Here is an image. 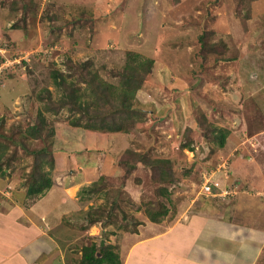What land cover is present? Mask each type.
<instances>
[{"label":"rangeland","instance_id":"374dc122","mask_svg":"<svg viewBox=\"0 0 264 264\" xmlns=\"http://www.w3.org/2000/svg\"><path fill=\"white\" fill-rule=\"evenodd\" d=\"M13 1L0 0V144L9 146L3 166L7 186L12 181L20 191L28 186L33 157L21 144L30 151L46 145L25 139L23 130L38 120L39 110L45 111L44 89L52 100L61 97L51 72H62L82 95L86 72L95 71L116 86L126 54L138 53L153 60L133 101L143 123L128 134L100 133L71 128L66 109L47 112V125L56 130L51 149L75 152L80 171L67 159L59 167L86 180L69 189L70 196L77 192V201L78 192L101 173L110 175L75 216L80 218L77 229L94 234L89 241L103 240L119 255L122 233L136 232L141 220L149 225L143 205L154 201L158 187L142 165L126 174L124 150L170 160V200H160L169 216L157 228L163 237L135 239L149 246L143 255L151 261L158 257L161 264H177L178 253V264L193 262L187 252L197 244L196 229L227 219L237 197L249 211L253 199L264 193V0H179L174 5L172 0H41L34 18L20 8L12 11ZM82 62L89 64L86 69L77 66ZM224 130L228 134L219 148L213 139ZM48 131L44 127V137ZM188 144L193 153L182 149ZM207 185L212 195L205 194ZM58 194L46 196L56 204ZM242 194L253 198L245 201ZM229 233L227 229L225 235L234 237ZM128 256L124 252L120 259Z\"/></svg>","mask_w":264,"mask_h":264},{"label":"crops","instance_id":"0c3cea01","mask_svg":"<svg viewBox=\"0 0 264 264\" xmlns=\"http://www.w3.org/2000/svg\"><path fill=\"white\" fill-rule=\"evenodd\" d=\"M54 151L55 167L51 171L54 185L46 194L33 199L36 202L27 200L26 191L16 188L15 181L7 186L8 176L0 178V264H77L82 247L90 242L88 236L94 235L91 231L87 233L84 229H77L80 223L79 217L75 216L87 208L90 197H78L77 201V192L69 195V189L83 186L86 180L78 178L79 172L69 170L70 174L63 173L64 169L59 167L63 159H67V164L80 171L75 152L71 148L68 153ZM101 176L110 175L101 173ZM50 192L59 193L56 204H53L52 197L47 198ZM243 194L241 198L245 201L252 200L253 197L246 198ZM237 198L239 202L227 209V219L210 221L202 230L194 231L193 241L197 244L189 248L187 255L193 257V262L190 260L187 264H264V193L253 199L249 211ZM24 200H27L26 205ZM141 223L143 225L140 224L136 232L122 233V251L129 255L122 259V264H161L160 258L151 261L145 253L143 255V249L149 248L143 242L163 237V233L157 230L160 222L148 221L147 225L141 220ZM227 229L234 237L225 235ZM81 233L87 235L86 239ZM137 236L144 241L139 239L138 242ZM176 262L181 263L178 253Z\"/></svg>","mask_w":264,"mask_h":264},{"label":"trees","instance_id":"16d2710c","mask_svg":"<svg viewBox=\"0 0 264 264\" xmlns=\"http://www.w3.org/2000/svg\"><path fill=\"white\" fill-rule=\"evenodd\" d=\"M178 1L172 0L173 5L177 4ZM12 5V11H18V8H20L21 11L34 18L38 14L41 0L38 2L34 0H14ZM198 42L201 51L204 48L206 49L202 37H199ZM199 57L204 60L203 54L199 55ZM125 60L124 70L120 73L121 78L116 86L102 81L95 71L86 72L84 82L87 84V88L82 91V95L79 93L80 89H76L74 84L62 72H51L53 84L61 90V97L56 101L52 100L51 93L47 89H44L46 94H48V105L44 108L45 111L39 110L38 120L23 130L25 139L30 141L40 140L46 144L42 148L31 151L27 148L26 143L21 144L24 151L33 157L30 172L26 178L28 184L26 196L28 199L43 196L54 185L51 179V171L55 167V151L51 148L55 142L56 130L47 125L45 113L48 112L56 115L59 110L66 109L71 114V117L68 119V125L71 128L76 129L81 127L84 130L100 133L128 134L131 128L137 123H143V113L133 105V101L135 100L136 93L145 81V75L150 73L153 60L148 58L144 59L140 54L135 52H128ZM88 65L86 62H82L77 66L83 70ZM90 96L92 99L86 100ZM105 109L106 112H104ZM46 126L49 128L48 138L43 136L44 127ZM227 134L228 132L226 130L219 131V134L213 139L214 144L222 148L225 144ZM13 142L15 143V141ZM16 144L18 145V143ZM182 149L193 152L190 144L183 146ZM67 150L65 148L58 151L68 153L69 150ZM8 152L9 146L5 143L0 144V178L8 176L6 173L7 168L3 167ZM124 153L125 155L121 159L124 161L122 163L126 167V174L132 173L137 169L138 165H142L150 171V182L158 185L154 191V201L143 205V213H145L146 218L150 222H161L169 215L168 207L160 200H170L166 184L168 185L174 181L171 161L158 157L150 158L146 153H137L128 148L124 150ZM45 166H47L46 170L44 169ZM104 179L105 176L99 177L97 181L91 183L90 187L81 189L78 192V196L82 199L91 197L96 193L98 184H101ZM153 203L157 205L153 206ZM91 222L95 221L91 219ZM81 252V258L77 264H122V260L120 259L119 253L116 252L115 246L110 244L103 243L101 246L100 242L90 241L82 247Z\"/></svg>","mask_w":264,"mask_h":264},{"label":"built area","instance_id":"2783aa9c","mask_svg":"<svg viewBox=\"0 0 264 264\" xmlns=\"http://www.w3.org/2000/svg\"><path fill=\"white\" fill-rule=\"evenodd\" d=\"M211 187V185H207V186H205L203 189H204V191L206 192H204L206 195H210L211 194V191H210V188ZM212 195V194H211Z\"/></svg>","mask_w":264,"mask_h":264},{"label":"water","instance_id":"95a60500","mask_svg":"<svg viewBox=\"0 0 264 264\" xmlns=\"http://www.w3.org/2000/svg\"><path fill=\"white\" fill-rule=\"evenodd\" d=\"M100 244H101V246H102V245H103V241H101V243H100Z\"/></svg>","mask_w":264,"mask_h":264},{"label":"clouds","instance_id":"9594fccd","mask_svg":"<svg viewBox=\"0 0 264 264\" xmlns=\"http://www.w3.org/2000/svg\"><path fill=\"white\" fill-rule=\"evenodd\" d=\"M190 153H193V152H190Z\"/></svg>","mask_w":264,"mask_h":264}]
</instances>
